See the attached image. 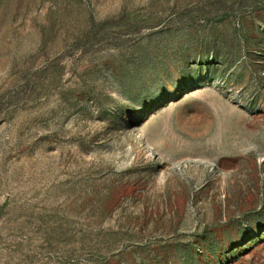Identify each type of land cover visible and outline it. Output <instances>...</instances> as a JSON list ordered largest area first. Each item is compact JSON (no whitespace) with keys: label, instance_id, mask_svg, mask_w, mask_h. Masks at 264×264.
<instances>
[{"label":"rangeland","instance_id":"obj_1","mask_svg":"<svg viewBox=\"0 0 264 264\" xmlns=\"http://www.w3.org/2000/svg\"><path fill=\"white\" fill-rule=\"evenodd\" d=\"M0 264H264V0H0Z\"/></svg>","mask_w":264,"mask_h":264}]
</instances>
